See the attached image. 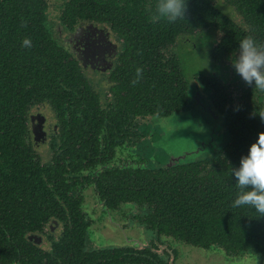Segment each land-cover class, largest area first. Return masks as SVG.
I'll return each instance as SVG.
<instances>
[{
    "label": "trees",
    "instance_id": "trees-1",
    "mask_svg": "<svg viewBox=\"0 0 264 264\" xmlns=\"http://www.w3.org/2000/svg\"><path fill=\"white\" fill-rule=\"evenodd\" d=\"M156 3L157 0H0V38L4 40L12 36L16 44L20 43L14 51L17 56L15 60L2 61V56L9 54V51H0V102L3 105L0 108L1 136L6 137L10 132L8 126L16 124L13 137L4 141V145L0 142L1 250L5 246L14 247L16 243L22 246L19 238L22 233L43 220L46 212L41 206H35V202L29 201V197L36 199V195L40 199L48 195L50 198V194L42 192L43 184H39L42 181H33L36 176H40L31 167L39 162L33 159L31 148L24 141L23 129H16L24 125L23 113L27 102L45 100L58 112L62 138L67 136L73 144L79 143L84 147L88 146L91 139L82 127L74 130L79 119L77 95L81 75L74 61H63L71 53L52 39L53 29L49 26L51 21L45 13L46 9L58 6L62 14L60 18L68 23L95 21L109 25L116 36L122 39L124 57H162L164 48L179 36L208 27H215L222 33L211 50L217 61L238 54L239 41L245 36H252L264 43V0H186L185 18L174 23L156 18ZM221 4L228 5L232 11L223 12L219 9L223 7ZM22 21L25 22L23 25ZM58 22L65 31L64 22ZM25 38L30 39L31 47L23 46ZM8 43L10 45L13 42L8 39ZM8 49L12 51L10 47ZM171 68L177 70V64H172ZM18 72L22 73L19 75L22 78L15 83L12 78ZM212 82L216 103L226 111L223 122L225 139L217 159L212 163L209 161V167L200 161L190 160L186 165H180L182 173L171 176L169 172L166 178L152 169L144 168L137 172L143 178L139 179V191L136 188L138 184L121 180L114 190L116 195H138L139 201L152 204L154 213L149 220L160 231H171L198 245L217 242L227 249L250 248L264 255V216L249 206H232L239 189L236 177L231 174V168L240 166L241 157L248 154L258 133L264 132V122L258 115L264 109V92L254 86H249L247 91L242 88L244 94L241 95L240 103L233 104L235 100L227 101L224 91L226 86L215 80ZM152 85L155 96L160 97L164 90H169L160 82L159 86L155 82L149 84ZM229 104L233 107L227 109ZM166 109H147L139 105L138 109H134L135 112L126 113L145 116L155 112L165 113ZM66 111L69 118L64 116ZM81 112L84 113L85 109ZM81 118L89 122L87 114H82ZM108 121L107 130L113 133L118 122ZM128 124L126 121L123 125L126 133ZM91 152L87 155L73 147L69 149L67 159L56 162L59 165L56 172L51 171L57 177L54 181L68 186L69 182L63 181L65 177L69 175L71 178L82 164L95 161L94 147ZM207 168L208 172L205 171ZM26 208L29 211L24 212ZM65 240V250L57 251L55 257L52 260L48 258L46 264L103 263L117 252L101 250L89 255L77 247L80 237L70 235ZM28 249H33V246ZM36 254L30 253V262L40 264ZM1 256H6L4 251H1Z\"/></svg>",
    "mask_w": 264,
    "mask_h": 264
},
{
    "label": "flooded vegetation",
    "instance_id": "flooded-vegetation-1",
    "mask_svg": "<svg viewBox=\"0 0 264 264\" xmlns=\"http://www.w3.org/2000/svg\"><path fill=\"white\" fill-rule=\"evenodd\" d=\"M45 13L49 19L64 22L66 30L61 34L62 37H66L67 32L79 27L75 29L76 33H69L77 52L67 54L63 61L67 59L74 61L81 75L77 95L79 119L74 130L82 127L91 139L88 146L84 147L79 143L73 144L67 136L62 138L58 112L45 100L27 102L23 113L24 125H19L16 129L18 131L23 129L24 141L30 146L33 159L39 162L38 165L31 167L33 170L36 169L40 176V178L36 176L33 181L38 183L37 181L41 180L39 184H43L40 185L43 187L42 192L50 194V198L48 195L40 199L36 195L34 196L36 199L29 197V201L35 202V206L44 209L46 212L44 218L37 226L22 233L19 237L21 247L17 243L14 247L5 246L2 250L0 247V264H37L30 262V253H37L39 263L46 264L48 258L52 260L57 251L65 250L64 245L67 243L65 238L70 235L80 237L81 241L77 242V247H80L83 253L90 255L101 250L117 251L112 258L107 256L110 260L95 264H175L177 254L171 243L173 246H190L207 252L217 253L216 250H220L224 254L221 256L222 259L230 263H237L240 261L238 259L253 255L259 260V264H264V255L250 248L232 250L217 242L203 246L185 240L171 231H160L149 220L150 215L154 213L152 204L139 201L138 195H116L114 190L121 180L138 184L136 188L139 191V179L143 178L139 177L137 172L144 168L152 169L166 178L169 172L171 176L182 173L180 165H186L190 160L200 161L209 167V161L212 163L217 159L225 139L223 122L226 111L216 103L212 81L226 86L227 89L224 91L227 101L235 100L233 104L240 103L241 95L244 94L242 88L247 91L249 86L232 67L231 61L237 53L224 57L222 61L215 60L211 53V59L221 69L220 74L209 76L198 74L188 79L182 71L179 57L172 53V44L178 38L190 37L198 31L203 33L210 27L179 36L164 48L162 57H124L122 52L125 47L122 39L116 36L109 25L95 21L68 23L69 21L60 18L62 14L58 6L49 7ZM211 28L217 35L215 46L222 33L215 27ZM12 33L16 36L13 31ZM8 39L13 43L9 45ZM18 45L20 43L16 44L12 36L10 38L7 36L4 40L0 38V51H9L1 60H15L14 57L17 56L14 51ZM9 47L12 51L8 49ZM81 52H87V57H81ZM174 63L177 64L175 71L171 68ZM137 68H141L142 73L138 82L133 83L137 80ZM20 74L22 73L18 72L12 78L15 79V83L21 80ZM151 82H155L157 86L160 82L169 90H164L160 97L155 96L154 85L149 86ZM139 105L147 109L148 107L167 109L165 113L155 112L139 116L130 112L127 115L126 112L138 109ZM2 106L0 102V108ZM230 107L233 105L229 104L227 109ZM83 109L88 116L87 123L81 118L84 114L81 112ZM67 113L68 111L64 112V116L69 118ZM166 115L168 117H165ZM170 116L172 118H169ZM164 118H169L168 121L177 126L174 132L182 139L184 145L176 147V153L169 163L152 164L142 151L144 146L152 147L160 140L161 135L155 132L153 126L154 122ZM108 120L118 122L113 133L107 130ZM126 121L129 123L126 129L128 133L123 131ZM15 126L16 124L8 126L10 132L6 137L0 134V142L2 141L3 145L4 141L13 137ZM72 147L87 155L92 154L91 148L94 147L95 161L82 164L71 178L69 175L65 177L63 181L69 182V185L65 186L54 181L57 177L51 171L56 172L55 169L59 165L55 163L67 159L69 149ZM208 170L209 168L205 169L207 172ZM23 192L25 193L24 190ZM43 199L50 201L46 202ZM27 211L29 210L26 208L24 212ZM107 218L113 224L116 221L128 228H139L142 225L148 236H144L142 241H139V236L132 235L134 238L127 237L123 244L96 245L91 241L90 234L96 232L103 221L106 223ZM157 241L168 243V247H158ZM30 246H33V249H28ZM1 251H4L6 256H1ZM116 257L118 260L114 261Z\"/></svg>",
    "mask_w": 264,
    "mask_h": 264
},
{
    "label": "rangeland",
    "instance_id": "rangeland-1",
    "mask_svg": "<svg viewBox=\"0 0 264 264\" xmlns=\"http://www.w3.org/2000/svg\"><path fill=\"white\" fill-rule=\"evenodd\" d=\"M221 5L223 9L218 8L223 10V12L230 13L232 11L228 5ZM49 20L55 25L58 23V20ZM214 32L215 30L210 27L203 33H199L198 31L197 34L190 35V37L178 38L172 44V53H176V56L179 57L181 68L186 78L190 79L198 74L205 76L220 74V67L211 59V49L217 37ZM169 118H172V116ZM169 118L154 122L153 128H155V132L161 135V138L158 142L153 144L152 147L144 146L143 148L142 154L147 156L149 162L152 164L159 162H161L160 164L169 163L172 159L171 157L176 153V147L182 145V139L178 138L174 132L177 126L173 124V122H169ZM165 160L167 161L164 162ZM115 224L107 218L106 223L103 221L96 232H91V241L96 245L106 246L123 244L127 237L134 238L132 235L139 236V241H142L144 236H148L142 225H140L141 227L139 226V228H128L116 221ZM157 243L158 247H168V243H160L159 241H157ZM171 247L177 254L175 264H218L219 262V264H259V260L253 255L252 257L242 260L238 259L240 261L237 263H230L227 262L226 259H222L221 256H224V254L220 250H216L218 251L217 253L214 251L207 252L206 250L190 246H173L172 243ZM189 249H191V251ZM167 250L171 251L170 249ZM218 253L220 255H218Z\"/></svg>",
    "mask_w": 264,
    "mask_h": 264
},
{
    "label": "clouds",
    "instance_id": "clouds-1",
    "mask_svg": "<svg viewBox=\"0 0 264 264\" xmlns=\"http://www.w3.org/2000/svg\"><path fill=\"white\" fill-rule=\"evenodd\" d=\"M156 18L174 23L184 19L187 12L186 0H157L155 6ZM25 22L22 21V25ZM23 46L31 47L29 38L23 40ZM235 73L250 87L264 92V43L258 42L252 36H245L239 41L238 54L231 61ZM142 73L137 68L138 82ZM264 122V109L258 114ZM231 174L237 179L236 198L233 207L249 206L264 216V132L258 133L257 140L248 149V154L240 159L238 168H231Z\"/></svg>",
    "mask_w": 264,
    "mask_h": 264
},
{
    "label": "water",
    "instance_id": "water-1",
    "mask_svg": "<svg viewBox=\"0 0 264 264\" xmlns=\"http://www.w3.org/2000/svg\"><path fill=\"white\" fill-rule=\"evenodd\" d=\"M49 26L53 29L52 39H54V41L57 43V45L64 48L65 50H67L71 54L77 52L74 49L75 44L73 45V41L71 40L72 38H71L69 33H76L75 29L77 30V29H79V27H76L74 30L67 32L68 35L66 37H62L61 34L64 31L62 30L61 27H59V22L56 25L54 23L50 22ZM74 36H76V34H74ZM84 54H85V56H84ZM81 55H82L81 57H87V52H81Z\"/></svg>",
    "mask_w": 264,
    "mask_h": 264
}]
</instances>
